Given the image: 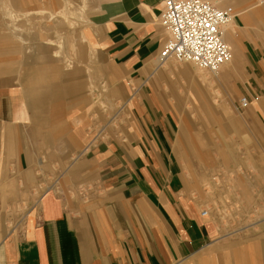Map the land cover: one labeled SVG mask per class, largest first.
Listing matches in <instances>:
<instances>
[{
	"label": "crops",
	"instance_id": "0c3cea01",
	"mask_svg": "<svg viewBox=\"0 0 264 264\" xmlns=\"http://www.w3.org/2000/svg\"><path fill=\"white\" fill-rule=\"evenodd\" d=\"M203 1L234 12L224 35L233 57L217 74L174 58L161 60L169 39L161 23L164 0H102L91 19L94 32L85 53L71 39L81 33H56L62 55L74 65L69 70L54 63L57 42L51 30L40 32L39 20L13 24L7 16L45 8L53 13L56 0H0V75L4 68L5 73L15 71L21 55L28 60L27 54H41L32 72L21 61L26 87L11 91L27 113H34L38 156L56 155L44 135L48 127L62 133L70 126L73 149L81 150L73 157L78 162H70L61 175L50 164L52 177L46 175L44 184L31 169L25 174L29 181L13 178V171L23 174L25 169L19 158L22 127L13 119L11 99L0 97V264H184L214 246L218 234L193 197L202 194L186 187L192 174L185 149L200 144L193 133L184 132L195 122L191 108L199 112L202 107L208 123L217 112L223 131L210 129L206 153L214 154L217 146L228 155L253 154V170L264 180V0ZM32 25L37 26L34 31ZM82 33L84 42L88 33ZM96 49L106 60L108 82L121 102L119 106L109 97V109L118 107L113 118L94 97L93 91L99 92L95 78L88 74L83 87L76 82L83 59L93 63ZM71 91L82 93V102L93 108L90 119L111 122L107 146H93L90 134L76 133L81 118H65L63 95ZM219 93L221 104L216 103ZM242 99L248 101L246 108ZM218 251L223 252L213 255ZM231 251L217 246L205 258L209 264H226L248 252L249 260L239 259L238 264H254L252 250Z\"/></svg>",
	"mask_w": 264,
	"mask_h": 264
},
{
	"label": "rangeland",
	"instance_id": "374dc122",
	"mask_svg": "<svg viewBox=\"0 0 264 264\" xmlns=\"http://www.w3.org/2000/svg\"><path fill=\"white\" fill-rule=\"evenodd\" d=\"M101 1L102 0H70L69 2L70 5L68 7L69 9H73L75 14L67 21L65 26L66 31H68L69 35L77 34V32L81 30H83V32L87 31L88 33L84 42L81 41V37L75 35L71 37L81 49L82 53H85L84 49L90 44L89 38L92 37L94 32L91 19H93L95 9L99 6ZM84 5L86 7V12L83 16V20L80 21L79 16L82 14L81 10ZM56 6L57 0L56 3H54L52 11L56 10ZM38 7L40 6L35 8ZM38 24L40 32L46 31V33H48L47 30H51L52 34L55 36V41L58 42L59 37L56 36L55 32L56 29L63 24L61 19L54 22V24L50 23L47 25L46 18H44L39 20ZM36 28L37 26L32 25V31ZM66 38L67 37L64 36L62 40L64 41ZM96 50L97 55L93 63L86 64L85 62L88 59H83V65H81L82 72L80 78L76 82L83 87L87 80L86 76L89 77L88 74L92 76V79L95 78L94 85L99 92L93 91L94 97L98 98V102L105 105L107 117L113 118L118 107L116 110H110L111 106L108 107V102L110 101L109 97H113V100L118 102L119 106L121 102L114 87L108 82L109 76L107 73L108 69L106 60L101 52L98 49ZM27 55L29 57L28 60H26L27 56L25 57V55L19 57V64L16 65L17 68H14L15 71L13 70L11 73H5L7 70L4 68L3 73L0 75V97L11 99L15 109V116H13V119L20 123L22 127L21 135L19 134V136H17L20 144L19 158L22 160L25 169L22 171L23 174L21 173L22 176L20 173L13 171V178L22 177L23 182L29 181L25 174L31 169L36 174L35 177H37L38 182L44 184L45 178H47L46 175H51L50 164H52L55 174L57 176L61 175L70 162H78V157L75 160H73V157L76 158L81 150L73 149L74 145L71 144V137L75 134V131L72 130L70 126H68L67 129H64V132L62 133L53 132L50 127H48L44 135L48 136L47 142L49 148L51 147L52 142L56 155L52 156L49 153L47 155H42L41 157L38 156L40 150L36 146V124L33 122V119L35 118L33 115L34 113H27V109L23 108L16 92H11L26 87L23 82L26 75L23 77L24 71L23 69L20 70L22 66L20 64L21 61H26L28 63L27 69L32 68L28 72H32L37 66L34 60L36 61L41 56L40 53ZM83 68L85 70L88 69L89 73L83 70ZM97 72L101 74V79L96 78ZM78 92L79 91H71L66 92V94L63 95V103L68 105L65 110V118L69 117V115H72L73 120H79L81 118V121H83L81 123L82 126H79V128L77 127L76 133L79 136L86 133L90 134L89 137L91 141L95 143L93 146H98L101 143H103L104 147L107 146L112 142L110 131L114 127L111 125V122L106 123L100 119L96 121L90 119L94 118L90 112L93 108L90 107L89 103L82 102L83 94ZM219 94L221 96L216 98L217 104H221V102L224 101L222 94ZM100 96H102L103 99H106V101H102ZM191 110H193V119L195 122L189 124V128L185 129L184 133H193L196 138H198L196 140L200 145L198 146L195 143L187 146L185 149L187 150V153H185L186 155L184 156L188 159L189 171H191L192 174L189 179L187 177L186 187L190 192L191 187H194V189L196 188L197 190L199 189L202 195L199 194V199L195 195L193 197L200 203V209L208 212L207 217L212 222L216 233L218 234V240L213 247L208 248L201 255L184 264H209L208 257L207 259L205 257L209 253V249L211 250L217 246L224 247L225 249L226 247H231V252H233V254H240L242 251L245 252L247 249H250L253 251H251V254L254 258V264H264V186L262 185L264 180H260V175L257 176L255 170H253L257 158L253 154H224L221 151V148H217V146H214V154H207L206 146L208 140L206 139V136L210 133V129L214 133H222V117L215 112V115H212L211 117L213 122L208 123L210 119L209 117H206V114H202V111L204 110L202 107L198 109L199 112H197L196 108H191ZM236 113L239 114L238 111H236ZM47 120H49V118H47ZM98 123L99 125L96 127ZM118 123L119 122H116V127H118ZM102 128V132L104 133H102L101 136H96V134H98L97 132ZM106 135L107 137H105ZM26 141L27 145L25 143ZM233 142L236 147H239L237 140H233ZM210 149L212 148L210 147ZM31 156L35 157L33 162L30 160ZM178 157L180 162H182L180 155H178ZM185 172L186 171L184 170V173ZM188 173L190 172H187V174ZM263 177L264 169L262 170V178ZM26 188L27 187H24V189ZM219 252L223 251H218L213 255L218 256ZM247 254L248 252L244 254V257H240L239 259L242 260L244 258L246 261L248 259ZM239 259L230 258L228 262L224 263L238 264L239 261L241 262ZM221 263L223 264V261Z\"/></svg>",
	"mask_w": 264,
	"mask_h": 264
},
{
	"label": "built area",
	"instance_id": "2783aa9c",
	"mask_svg": "<svg viewBox=\"0 0 264 264\" xmlns=\"http://www.w3.org/2000/svg\"><path fill=\"white\" fill-rule=\"evenodd\" d=\"M233 18L231 8L220 9L203 0H164L161 23L169 39L160 52L161 60L174 58L202 71L219 72L232 60L224 35ZM247 106L248 101L242 99L241 107Z\"/></svg>",
	"mask_w": 264,
	"mask_h": 264
},
{
	"label": "bare ground",
	"instance_id": "6f19581e",
	"mask_svg": "<svg viewBox=\"0 0 264 264\" xmlns=\"http://www.w3.org/2000/svg\"><path fill=\"white\" fill-rule=\"evenodd\" d=\"M60 2V6H58L56 8V11L55 12H48L47 9L45 8L44 10L42 11H32V12H19V13H16V12H13V11H10L7 13V16H8V19L13 23L15 24L16 20H23L24 22H31V21H37V20H40V19H43V18H47L49 21H53V22H56V21H59L60 19L63 21V24L61 27H59L57 29V35L58 36H62V35H66L67 34V31L65 29V26L67 24V21L69 20V18H71V16H73L75 13L73 11V9H69L68 6L70 5V0H58ZM57 2V3H59ZM43 3V2H42ZM82 11V14L79 16L80 18V21L83 20V16L86 12V7L85 5L83 6V9L81 10ZM87 16V15H86ZM22 18V19H20ZM26 18L30 19V20H27ZM82 18V19H81ZM86 19V18H85ZM11 23V24H12ZM84 23V22H83ZM14 26V25H13ZM13 29H15V27H13ZM83 30L77 32V33H81V37H82V33ZM71 33V32H70ZM44 34V33H43ZM55 37V36H54ZM30 39V38H29ZM67 39V38H66ZM65 39V42L67 41ZM83 39V38H81ZM56 40V39H55ZM54 48H53V56L55 58V62L56 63V66L58 65L60 68L64 69V70H69V69H72L74 67L72 61H70L69 59H67L66 57H64L62 54V50H63V45L62 43H59V40L57 43L53 44ZM45 47V46H44ZM66 50V49H65ZM75 52V51H74ZM68 55V54H67ZM233 57V56H232ZM69 58V57H68ZM192 64V63H191ZM38 69V68H37ZM199 71L201 72H204L200 69H198ZM205 72H209V71H205ZM212 74H217V73H214V72H210Z\"/></svg>",
	"mask_w": 264,
	"mask_h": 264
}]
</instances>
